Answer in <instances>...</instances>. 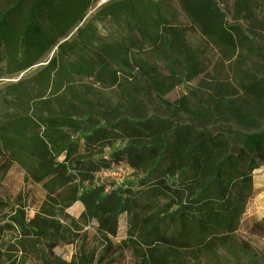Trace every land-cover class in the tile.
Instances as JSON below:
<instances>
[{"label": "trees", "instance_id": "1", "mask_svg": "<svg viewBox=\"0 0 264 264\" xmlns=\"http://www.w3.org/2000/svg\"><path fill=\"white\" fill-rule=\"evenodd\" d=\"M95 1L17 0L0 15V57L7 66L26 70L57 48L36 76L40 94L31 100L32 113L0 122V165L10 158L0 176V264H93L92 253L80 252L84 234L68 209L80 204L78 219L94 225L113 245L134 190L99 182L97 176L119 157L143 175L138 194L143 207L129 217L127 236L119 240L110 264H184L188 255L228 248L247 206L264 198V174L259 173L264 168V77L257 76L264 66V47L257 42L264 23L252 18L243 2L237 11L244 28L229 24L213 0H176L190 28L167 25L152 0H124L103 9L106 16L127 17L129 33L138 32L157 53L163 49L169 63L179 56L188 60L189 66L180 65L186 71L182 78L197 74L200 56L188 42L189 29L221 59L235 60V85L219 80L218 72L204 83L211 92L205 106L212 110L205 113L213 120L200 117L233 122L240 131L221 124L197 130L172 117L147 116L130 96L118 106H98L70 85V78L107 75L121 88L120 71L153 90L170 115H198L199 104L190 91L179 89L174 75L163 76L156 66L128 56L120 43L98 40L90 22L77 27L70 41L59 42ZM141 11L154 15L151 24L139 18ZM247 63L252 70L243 68ZM19 86L9 87L12 102L27 105L30 92ZM248 231L263 237L264 218ZM53 245L71 247L68 259L51 252Z\"/></svg>", "mask_w": 264, "mask_h": 264}, {"label": "rangeland", "instance_id": "2", "mask_svg": "<svg viewBox=\"0 0 264 264\" xmlns=\"http://www.w3.org/2000/svg\"><path fill=\"white\" fill-rule=\"evenodd\" d=\"M16 1L17 0H0V15L7 8L16 3ZM121 1L124 0H97L92 2L86 10L82 21H80L75 28L71 29L65 37L60 38L59 42L64 40L70 41L77 35V27L83 28L90 22L94 27L98 40L120 43L125 50L128 51V56L131 55V57L137 60L156 66L160 74L163 76L174 75L181 83L179 89L186 92L190 91L196 104H199L197 106L198 115L196 118L183 113L176 114L175 116L170 115L169 111L159 102L158 97L153 90L148 88L141 81H136V79L133 80L129 74L116 71L117 67L115 66H113L112 69L122 78L120 80V82H122L121 88L113 86L107 75L102 76L99 80L85 77H74L72 80L70 78V85L79 92L80 96L82 98L94 100L98 106H118L126 96H130L132 100H135L137 103H141L144 106L147 116L170 119L172 117V120L191 126L197 130L202 127L203 129H215L221 124V126L234 128L236 131H240L239 127L233 122L226 125L223 123L216 124L200 117L201 115L208 116L205 113V110L212 112L210 108L205 106V104L208 105L211 92L205 88L204 83L210 81V79L218 72L220 76L219 80L235 85V60L221 59L217 49L205 45L199 33L194 29H189L188 42L190 46L199 48L200 56L195 65L197 74L193 76L187 75L185 78H182L186 71H182L180 65L185 63V67L189 66L190 63L188 60L184 61L185 58L179 56L177 57L179 58L178 60H173V64L171 62L169 63L168 61L172 60L162 51L163 49H159L160 53H157L155 48L150 47L147 42L141 39L138 32L132 31V33H129L125 26L127 17L114 18L112 16H106V13H102L105 7ZM152 2L156 5L159 14L167 25L190 28L191 25L180 10L176 0H152ZM213 2L225 15L229 24L238 25L243 28L246 24L243 14L240 15L237 11L239 2L247 4L250 8L252 18L264 23V0H213ZM139 18H141V20L145 19L151 24L152 20H154V15L150 12L141 11L139 13ZM257 42L264 47V36H262V39H258ZM56 52V46L52 47L35 65L26 70H17V67L11 66L10 64L7 66L6 59L0 57V122L4 121L11 115L18 116L32 113L33 101L40 94L38 79H36V76L39 71L47 65ZM175 64L178 66H175ZM251 66V64L247 63L243 68L252 70ZM252 72L257 74L256 71ZM257 76L260 78L264 77V66L262 72L258 73ZM18 84H20V89L30 92V101H27V105L24 103L21 105H14L12 102L13 97L10 94L9 87ZM48 92L49 90H46L45 94ZM208 117L210 120H213L211 115ZM260 124L264 125V120H262ZM115 149H118L117 145L115 146ZM109 153L110 151L106 150L105 157H107ZM3 154L6 156L5 151H3ZM9 160L10 158L7 155L6 161L0 165V176ZM116 160L117 161L115 162L112 161L113 165H117L126 171V175L121 185L128 184L134 191L131 195L132 199H130L128 211L119 218V234L118 237L113 240V245L109 246V241L102 234L97 232L94 225L91 224L84 226L83 221L78 219L79 211L82 209L80 204L73 205L68 209V214L79 223L81 233L84 234V239L80 246V252L83 256L92 253L94 256L93 264H110V255L119 244V240L126 238L127 236V221L129 217L137 213L139 215V212H142L143 203L141 200H138V194L140 193V190H142L140 187V179L143 175L131 170L125 164L123 157H119ZM259 173L264 174V168H260ZM97 181L113 182L111 179L100 178L98 176ZM113 184L118 185L114 182ZM128 212L131 213V215H129ZM29 215H32V211H29ZM261 218H264V199H258L254 205H250L246 208L239 221L238 227L232 236L231 245L228 248H219L214 253L202 252L199 253L196 258L188 255L184 264H264V236H251L248 231L251 223L258 221ZM171 228L172 227L169 228L168 233H171ZM50 251L61 255L64 259H68L72 252V248L53 245L50 247ZM131 262L132 261L129 260L128 264H131Z\"/></svg>", "mask_w": 264, "mask_h": 264}, {"label": "built area", "instance_id": "3", "mask_svg": "<svg viewBox=\"0 0 264 264\" xmlns=\"http://www.w3.org/2000/svg\"><path fill=\"white\" fill-rule=\"evenodd\" d=\"M125 175L126 171L123 168L115 165L99 173L98 177L111 179L114 183L120 185L123 182Z\"/></svg>", "mask_w": 264, "mask_h": 264}, {"label": "crops", "instance_id": "4", "mask_svg": "<svg viewBox=\"0 0 264 264\" xmlns=\"http://www.w3.org/2000/svg\"><path fill=\"white\" fill-rule=\"evenodd\" d=\"M262 199H264V198H262ZM254 203H255V202H254ZM254 203H252L251 205H254ZM249 206H250V205H249ZM249 206H247V208H248ZM81 210H82V209H81ZM81 210H80V211H81ZM80 211H79V212H80Z\"/></svg>", "mask_w": 264, "mask_h": 264}, {"label": "water", "instance_id": "5", "mask_svg": "<svg viewBox=\"0 0 264 264\" xmlns=\"http://www.w3.org/2000/svg\"><path fill=\"white\" fill-rule=\"evenodd\" d=\"M62 42H64V41H62ZM62 42H60V43H62ZM60 43H59V44H60Z\"/></svg>", "mask_w": 264, "mask_h": 264}]
</instances>
